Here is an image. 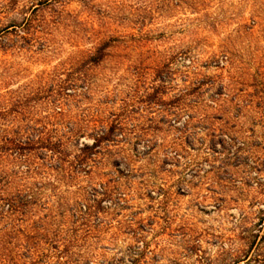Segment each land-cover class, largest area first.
I'll use <instances>...</instances> for the list:
<instances>
[{"label": "rangeland", "instance_id": "rangeland-1", "mask_svg": "<svg viewBox=\"0 0 264 264\" xmlns=\"http://www.w3.org/2000/svg\"><path fill=\"white\" fill-rule=\"evenodd\" d=\"M0 195L3 264H264V0H0Z\"/></svg>", "mask_w": 264, "mask_h": 264}, {"label": "trees", "instance_id": "trees-1", "mask_svg": "<svg viewBox=\"0 0 264 264\" xmlns=\"http://www.w3.org/2000/svg\"><path fill=\"white\" fill-rule=\"evenodd\" d=\"M2 202L3 203L7 202L9 205H8V208L6 209V211L3 207L1 210V207H0V216L3 215V213L1 214V212H4L5 214H7L9 216L14 215V204L16 203V200L13 199L12 197L8 196V195L7 196L0 195V203H2ZM238 263H239L238 259L233 261V264H238ZM0 264H3L1 256H0Z\"/></svg>", "mask_w": 264, "mask_h": 264}]
</instances>
